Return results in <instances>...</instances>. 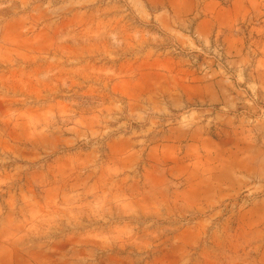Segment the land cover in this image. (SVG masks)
I'll return each mask as SVG.
<instances>
[{
    "label": "rangeland",
    "instance_id": "1",
    "mask_svg": "<svg viewBox=\"0 0 264 264\" xmlns=\"http://www.w3.org/2000/svg\"><path fill=\"white\" fill-rule=\"evenodd\" d=\"M0 264H264V0H0Z\"/></svg>",
    "mask_w": 264,
    "mask_h": 264
}]
</instances>
